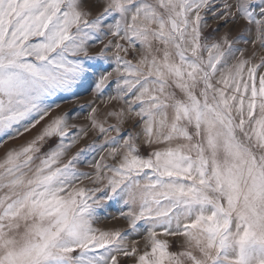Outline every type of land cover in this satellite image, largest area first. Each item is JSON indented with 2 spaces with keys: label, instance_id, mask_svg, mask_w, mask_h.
Segmentation results:
<instances>
[{
  "label": "snow or ice",
  "instance_id": "snow-or-ice-1",
  "mask_svg": "<svg viewBox=\"0 0 264 264\" xmlns=\"http://www.w3.org/2000/svg\"><path fill=\"white\" fill-rule=\"evenodd\" d=\"M89 86L120 106L55 111ZM33 131L0 264H264V0H0V145Z\"/></svg>",
  "mask_w": 264,
  "mask_h": 264
},
{
  "label": "rangeland",
  "instance_id": "rangeland-1",
  "mask_svg": "<svg viewBox=\"0 0 264 264\" xmlns=\"http://www.w3.org/2000/svg\"><path fill=\"white\" fill-rule=\"evenodd\" d=\"M100 47V45H96V48L93 49V51L95 52L96 50H98V48ZM251 50V49H249ZM129 59H131V56L128 57ZM78 99L74 100V101H70V102H62L61 103V107L60 109H57L55 111L57 112H64V111H68V112H74L75 114L79 115V120L77 121L80 124H87L86 121V116L88 114V111L90 110L88 107V104L90 102L94 101V105L93 106H97L99 108V112L101 117L104 116V113L108 110H111L113 108H118L120 106L119 102L117 101H107V98H103V102L100 99H96L94 94L91 92L90 90V86L86 89L82 88L80 90H78ZM85 105L83 111L80 110V105ZM109 122H114V121H109ZM125 127H127V125H125ZM115 133H113L114 135ZM35 135V131L30 132V133H26L23 137H19L15 140H11L8 141L6 144L0 145V156H2L5 152V150L7 148H11L17 145H20L22 143H24L26 140H29L32 138V136ZM96 135V133H90L89 137L82 141L80 145H78L77 147H81L83 146L84 143H87L89 141L92 140V138ZM76 149H73V152ZM147 149L144 150V154H147ZM82 170H87L86 166H82ZM113 216H115L116 218H112ZM96 227H99L101 229L104 230H114V229H125L127 227L126 222L121 219L118 214H117V209L116 206H112L110 208H108L107 212H101L100 213V219L99 221L96 223L95 225ZM135 239H140L139 237H134ZM142 243V242H141ZM174 248L177 247V245L173 246ZM121 264H132L131 260H126V259H122Z\"/></svg>",
  "mask_w": 264,
  "mask_h": 264
}]
</instances>
